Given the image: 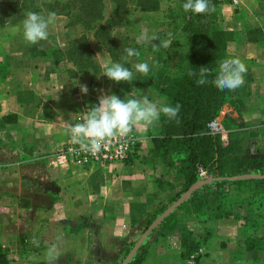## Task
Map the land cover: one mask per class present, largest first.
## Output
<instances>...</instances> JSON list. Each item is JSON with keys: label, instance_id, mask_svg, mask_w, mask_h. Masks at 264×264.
<instances>
[{"label": "crops", "instance_id": "0c3cea01", "mask_svg": "<svg viewBox=\"0 0 264 264\" xmlns=\"http://www.w3.org/2000/svg\"><path fill=\"white\" fill-rule=\"evenodd\" d=\"M56 1L65 0H0V244L9 248L14 264H46L45 252L53 243L60 256L57 264L120 263L145 215L167 206L185 191V179L174 167L152 161L149 148L151 138L159 134L158 122L147 129L136 128L140 145L132 164L78 166L59 156L68 136L64 121L74 124V117L97 105L102 94H122L115 90L119 83L103 75L104 61L109 57L115 61L92 32L87 39L100 67L98 83L92 82V72L77 73L78 65L67 58L66 48L70 39L83 32L79 25H67L68 17L59 12ZM258 1L241 0L237 7L220 4L221 25L239 33L228 43L227 53L248 69L245 83L232 91L236 107L225 104L222 117L240 116L252 150L264 155V16L255 12ZM163 10L155 11L150 21L136 18V29L121 32L117 39L125 55L129 47L139 51V57L128 61L134 65L147 62L158 74L153 76L156 83L162 82L166 71L145 60L150 54L148 43L138 42L137 37L147 22L156 28L154 35L164 32L161 42L169 39L170 29L162 23ZM28 11L45 17L56 13L48 39L31 46L22 36V21ZM17 26H21L19 31ZM76 82L87 86V94H81ZM155 84L135 79L134 88L123 99L147 95L153 102L165 103ZM219 132L222 143L227 144L229 131L221 126ZM155 178L170 185L158 188ZM235 207L244 212L243 207ZM241 222L236 218L218 221L216 234L223 240L237 239V244L231 250L213 247V251L220 255L227 250L230 263L264 264V250L245 248ZM181 224L193 225V234L204 246L209 244L208 239L200 238L205 231L195 226L196 221L179 220L167 237L151 240L149 235L144 239L133 257L142 252L143 259L136 264H155L153 259L168 252L179 256ZM33 241H39V247ZM171 241L174 250L169 249Z\"/></svg>", "mask_w": 264, "mask_h": 264}, {"label": "trees", "instance_id": "16d2710c", "mask_svg": "<svg viewBox=\"0 0 264 264\" xmlns=\"http://www.w3.org/2000/svg\"><path fill=\"white\" fill-rule=\"evenodd\" d=\"M113 7L110 16L105 18V4L103 0H65L56 1L55 6L59 12L68 17V26L79 25L84 31L78 38L68 41L66 56L70 61L78 65V71L91 72L100 69L99 65H91L85 58L89 54L95 57L90 48L87 34L94 33L98 42L110 52L116 61L118 45L112 38V29L119 23H125L129 18L128 0H112ZM185 0H166L163 10V22L170 29L173 42L169 48H160L153 51L152 44H161L164 32L156 34L157 40L148 43L151 63L163 68L166 75L161 83H156L150 73L148 76H137L145 85H154L165 103L181 105L179 122L168 121L161 116L158 121L160 131L157 136L151 138L152 146L149 153L154 163H165L174 167L185 179L186 190L190 185L199 180L200 172L205 170L216 177L232 176L246 173L250 170L264 173V155L253 152L252 140L248 135V129L238 116L237 123H223L228 130V142L223 144L218 133H212L208 129V123L217 118L225 104L236 107L232 98V91H221L214 87L211 80L214 79L216 69L221 60L233 58L227 53V45L230 41L239 37L238 32L223 28L220 23L222 12L220 4L223 0H211L214 10L210 13L199 15L186 13L182 9ZM135 7L142 12L153 13L161 7V0H134ZM257 15L264 16V0L258 1ZM170 38V37H169ZM158 62V64H157ZM96 66V68H95ZM201 67H208L212 74L208 76L209 83L197 85L196 77H190L188 71H199ZM88 69V70H87ZM93 73V72H92ZM231 121V117L223 119ZM137 159V155L135 157ZM177 164V165H176ZM158 188H164L169 184L162 178H155ZM214 191H211L214 202L211 200L207 188L202 187L203 198L197 199L196 191L189 199L182 203L186 212L195 215L196 220L203 223L213 220L235 217L243 221L242 231L246 234L245 248L247 250H264V233H259L264 228V178H233L215 181ZM228 186L229 199L223 195L222 188ZM208 192V193H207ZM196 193V194H195ZM176 197L172 198L173 202ZM243 207L244 212L236 214L232 206ZM157 215L147 213L143 230L153 221ZM206 230V237L211 235L210 229ZM201 246V241L190 230H184L180 235L179 257L184 262L196 253ZM125 251V255L128 253ZM10 250L0 244V264H11ZM138 254L129 264H136L142 260ZM118 264V263H116ZM199 264V262L197 263Z\"/></svg>", "mask_w": 264, "mask_h": 264}, {"label": "clouds", "instance_id": "9594fccd", "mask_svg": "<svg viewBox=\"0 0 264 264\" xmlns=\"http://www.w3.org/2000/svg\"><path fill=\"white\" fill-rule=\"evenodd\" d=\"M182 9L186 13L204 15L214 10L211 0H185ZM56 13L49 12L47 17L35 12L28 11L22 21V36L27 45H36L40 41H46L49 36V26L55 22ZM21 26L16 27V31ZM169 39L163 40L160 45L152 44L153 51L158 52L161 47L167 49L173 42L171 34ZM156 35H150L149 30L144 28L137 37L138 42L150 43L157 40ZM127 58L139 57V51L129 47L124 50ZM2 59V57H0ZM158 64V62H157ZM103 75L110 81L132 82L134 81L133 71L119 62H113L109 57L102 64ZM137 73L148 76L150 65L147 62H139L134 65ZM216 74L211 83L217 89L224 91H234L245 83L247 74L246 65L237 57L225 58L220 61ZM212 70L208 67L199 68L198 72L189 70L190 77H196L197 85L209 83L208 76ZM81 94H87L86 85L79 84ZM181 105L176 103L174 106L167 103L153 102L147 95L135 96L129 99H121L119 96L100 95L98 103L89 108L79 118V122L73 124L65 122V131L70 136L73 145L80 150L92 154L99 153L103 148L110 145L113 138H128L134 128L147 129L158 122L163 115L168 121L179 122L178 117ZM39 247V241H33ZM57 244H50L45 252L46 264H57L59 260Z\"/></svg>", "mask_w": 264, "mask_h": 264}, {"label": "rangeland", "instance_id": "374dc122", "mask_svg": "<svg viewBox=\"0 0 264 264\" xmlns=\"http://www.w3.org/2000/svg\"><path fill=\"white\" fill-rule=\"evenodd\" d=\"M104 1V4H105V9H104V11H105V14H109V13H111L112 12V7L114 6L113 5V1L112 0H103ZM134 3V0H128V5L130 6V8H129V11H128V14H129V18H128V20L125 22V23H119V24H117V25H115V27H113V28H111L112 30V38H113V40L115 41V43L118 45V49H117V55H116V61L115 62H119V63H122V64H124L126 67H128L130 70H132L133 71V74H134V80L135 79H138L137 78V76H140V75H137L136 74V72L134 71V64H130V61H128L129 60V58H127V55H125V53H123V50H121L120 49V45H119V43H118V41H117V39H118V37H119V35L121 34V32H124V31H127V32H130V31H132V30H135L136 28V18H139V17H144V19H149V18H153V13H149V12H142V11H140V10H138L136 7H135V5L133 4ZM166 5H167V3H166V0H161V9L162 8H165L166 7ZM149 21H150V19H149ZM146 26H144L145 28H147L148 30H149V34L151 35H153L154 33H155V31H156V28L155 27H153L152 25H151V23H150V25H148V23L146 22V23H144ZM79 29H80V31H84V29H83V27H79ZM148 54V53H147ZM151 54H149V55H146V58H145V60L146 61H151ZM85 60L86 61H88V60H90L91 62H90V64L92 65H96V63L98 64V62H97V59H96V57H94L92 54L90 55H88V56H86V58H85ZM95 68H96V66H95ZM97 70H93L92 72V82L94 81V82H96V83H98V78H99V76H100V69H98V68H96ZM88 70V69H87ZM81 72V71H80ZM86 72V71H85ZM87 72H91V70H88ZM77 73H79V71L77 70ZM160 74V73H159ZM156 76V75H158L157 74V72H153V71H151V73H150V76L152 77V79H153V76ZM134 87H133V81L132 82H119V84H118V87H116L115 88V90L119 93V94H122V96L120 97L121 99H123V98H125V96H126V92H128V90H130V89H133ZM223 108V107H222ZM222 110L223 109H221V111H220V114H219V116L217 117V120H218V122H219V124H221V126L223 127V123H230L231 125H232V123H233V121L234 122H238V121H240L239 119H238V116L237 115H235V116H225V117H231L232 118V120L231 121H228V120H224L223 121V119L225 118V117H222ZM224 128V127H223ZM225 129V128H224ZM138 133V132H137ZM218 134H220V132H218ZM221 136V135H220ZM140 145V144H139ZM138 149H139V147H138ZM251 149H252V146H251ZM253 152H256V151H254V150H252ZM138 157V156H137ZM246 173H260V172H254V170H250V171H248V172H246ZM242 174V173H241ZM260 174H262V173H260ZM209 177H214L213 175H210V174H208L207 172H205V174H203V175H200V178H199V180L200 179H206V178H209ZM205 185H209L208 186V188H207V191L209 192V195L210 196H208L210 199H212L211 200V207H213L212 206V204H213V200H214V198H213V195L211 194V191H214V185L215 184H213V183H210V184H205ZM205 185H203V186H205ZM203 186H201V187H199V188H197V189H195L191 194H190V196L196 191V195H195V197L197 198V199H199V198H203V196H204V194H202L203 192H201L200 190H202V187ZM229 190H230V188L228 187V186H225V187H223L222 188V193H223V195H225V196H227V198L229 199ZM207 192V193H208ZM181 195V194H180ZM179 195V196H180ZM178 196V197H179ZM190 196L187 198V199H189L190 198ZM177 197V198H178ZM176 198V199H177ZM175 199V200H176ZM186 201V200H185ZM184 202V201H183ZM182 202V203H183ZM172 203V202H171ZM170 203V204H171ZM182 203L173 211V212H171L168 216H166L165 218H164V220L161 222V223H159L158 224V226H156L148 235H147V237L150 235V237H152L151 238V240L152 239H154V238H156V239H159L160 237L159 236H162V237H164V236H166L167 237V235L168 234H171L172 233V231H174V227L176 226V224H177V222L179 221V220H186V219H193L194 220V222L196 221L197 222V225H195L196 227H202L203 229H204V231L206 232V230H205V228L204 227H206L207 229H210V231H211V235L209 236V237H206V233L204 234V235H202V237H200L201 239H208L209 241V244L207 245V246H204V242L203 241H201V245H202V243H203V246H200V251L198 250L197 251V253L194 255V256H192V257H190V258H188V259H191L192 260V262L191 263H193V264H197L198 262H199V264H240L239 263V261H234V262H232V263H230V262H227V257H228V251L227 250H225V251H221V254L220 255H218V254H216L214 251H213V247H215L216 249L215 250H220V249H234V248H236V244H237V239H231V238H227L226 240H223L222 239V237H220L219 235H217L216 234V226H217V223H218V221H216V223L214 224V222H213V220H209V221H207L206 222V224H205V226L203 225V223H200V222H198L197 220H196V217H195V215L194 214H192V213H189L190 212V210H191V207L188 209V211L189 212H186L185 210H184V208H182ZM170 204H168V205H170ZM167 205V204H166ZM167 205V206H168ZM167 206H165V205H162V206H158L157 207V209L155 210H153L151 213H154V214H156L157 216L167 207ZM232 208H233V211H234V213H236L237 215L238 214H241L242 213V211H240V210H238V209H236V207H235V209L236 210H234V206H232ZM240 211V212H239ZM156 216V217H157ZM232 219H234L235 220V217H231ZM155 219V218H154ZM153 219V220H154ZM241 224L243 225V221L241 222ZM181 226V233L184 231V230H190V231H192V233H194V231L193 230H191V228L190 227H192L193 225H191V224H189L188 226H183L182 224L180 225ZM143 227H144V221H141V223L139 224V228L137 229V231H136V234H137V236H136V238H135V240L134 241H132L131 242V245H130V247H126V249H128V250H130V248L132 247V245L134 244V242L137 240V238L140 236V234L146 229H144L143 230ZM240 230V229H239ZM264 233V228H261L260 230H259V233ZM199 235V234H198ZM146 237V238H147ZM195 237H197V236H195ZM236 237H238V235L236 236ZM239 237H241V235L239 236ZM148 242H150V240H148ZM147 242V243H148ZM204 248H205V250H204ZM169 249H172V250H174L175 249V246H174V241H171L170 243H169ZM206 249L208 250H210V252H207L206 251ZM143 250V249H142ZM141 250V251H142ZM138 255V254H137ZM141 257V259H143V257H142V252H141V254H139ZM125 258V257H124ZM188 259L186 260V261H182L181 259H180V257L178 256V254H176V252H168L166 255H164V256H161V257H156L155 259H153V262L155 263V264H188ZM250 259H247V261H249ZM116 264V263H115ZM119 264V263H118ZM243 264H249V262H247V263H243Z\"/></svg>", "mask_w": 264, "mask_h": 264}, {"label": "built area", "instance_id": "2783aa9c", "mask_svg": "<svg viewBox=\"0 0 264 264\" xmlns=\"http://www.w3.org/2000/svg\"><path fill=\"white\" fill-rule=\"evenodd\" d=\"M223 2L237 7L240 5L241 0H223ZM82 115L83 114H77L74 117V124L79 122V118ZM208 129L212 133H218L220 131L221 126L217 118L211 120L208 123ZM139 144L140 138L136 128H134L133 132L128 138H113L108 147L103 148L97 154H92L90 152L82 151L78 146L73 145L70 136L68 135L62 144V148L59 151V156L63 157L65 161L78 166L101 165L109 163L132 164L136 160L135 157L138 153ZM205 172V170H202L200 175L205 174ZM195 254H192L191 257ZM191 262L192 260L188 259V264H193ZM11 264L14 263L12 262Z\"/></svg>", "mask_w": 264, "mask_h": 264}, {"label": "water", "instance_id": "95a60500", "mask_svg": "<svg viewBox=\"0 0 264 264\" xmlns=\"http://www.w3.org/2000/svg\"><path fill=\"white\" fill-rule=\"evenodd\" d=\"M233 178H257L261 179L264 178V173H242L232 176H225V177H209L206 179H200L190 185L185 191L181 193V195L174 200L170 205H168L155 219L146 227V229L140 234L137 240L134 242L130 250L128 251L125 258L119 264H129V262L133 259L135 253L138 251L139 247L141 246L144 239L147 235L156 227L159 223H161L166 216H168L171 212H173L183 201L187 200L190 194L197 188L205 185L210 184L215 181H220L222 179L231 180Z\"/></svg>", "mask_w": 264, "mask_h": 264}]
</instances>
